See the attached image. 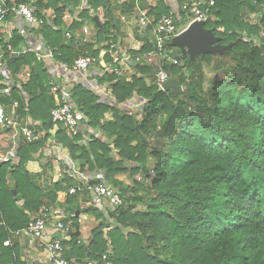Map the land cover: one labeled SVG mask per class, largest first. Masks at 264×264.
Segmentation results:
<instances>
[{
    "label": "trees",
    "instance_id": "1",
    "mask_svg": "<svg viewBox=\"0 0 264 264\" xmlns=\"http://www.w3.org/2000/svg\"><path fill=\"white\" fill-rule=\"evenodd\" d=\"M16 1L44 20L30 33L52 51L55 62L71 67L81 56L95 60L99 74L91 78L112 99L100 98L85 82L72 84L69 97L86 124L77 136H65L50 117L59 92L48 63L37 61L32 50L9 55L7 45L14 50L26 45L18 30L8 40L0 38L12 82L4 90L0 74V105L9 113L16 103V115L42 132L35 142L20 141L15 159L0 163V264H24L17 239L11 246L3 243L40 208H53L59 192L75 205L63 209L69 216L63 256L71 264L96 262L102 254L112 264H264V0H205L200 6L207 10L205 28L231 49L221 56L199 55L194 62L163 61L161 67L182 87L176 95L159 89L155 66L135 62L130 75L105 70L109 46L118 41L109 31L119 35L122 26L114 14H130L133 0H86L84 7L81 0ZM150 1L143 11L153 23L169 14L165 0ZM87 22L93 25L90 36L82 33ZM150 50L148 42L130 54ZM230 64L235 73L227 69ZM205 65L214 73L208 90ZM23 71L29 74L25 81L18 78ZM134 99L143 106L129 115L124 105ZM52 143L63 146L82 172L96 176L92 184L104 182L118 192L120 205L101 208L87 192L69 194L74 183L65 174L52 182L51 159L43 154ZM32 162L39 172L28 169ZM140 173L146 181L141 192L137 179L132 187L118 179ZM83 209L98 222L87 242L81 241L76 214Z\"/></svg>",
    "mask_w": 264,
    "mask_h": 264
},
{
    "label": "built area",
    "instance_id": "2",
    "mask_svg": "<svg viewBox=\"0 0 264 264\" xmlns=\"http://www.w3.org/2000/svg\"><path fill=\"white\" fill-rule=\"evenodd\" d=\"M120 4L127 3L128 0H117ZM205 0H165V4L169 7L168 15H163L160 19L153 23L152 19L144 15L143 0H133L132 11L127 14H119V22L122 25L119 32L110 30V36L118 37L117 43H111L109 46V54L111 62L106 65L105 70H113L115 74H120L121 71L129 69L130 66L137 62L156 67L154 79L160 90L163 91L162 85L170 79L168 73L161 67L163 61H168L170 64H178V60L169 57L167 51L168 44L186 30L193 22H206L208 19L207 10L202 9ZM213 5V1L209 2V6ZM86 6V0H81V7ZM264 12V10H263ZM95 16V15H94ZM10 18L19 20L24 26L29 29H37L43 25V19L38 18L31 6L18 3L16 0H0V22L5 23ZM64 21L69 24L72 22V17L65 14ZM23 33V32H22ZM21 33V34H22ZM82 33L85 36L89 35L86 26L82 28ZM23 35V34H22ZM11 36V32L6 35V40ZM24 37V35H23ZM65 37L70 38V34L66 33ZM151 44V50L146 54L132 55L130 51H139L147 43ZM32 50L37 61L48 63L51 77L58 80L61 77L75 76L79 83L85 82L95 92L99 93L100 98L110 101L109 92L105 87H100L91 78L93 75H98L99 72L95 68V60L89 56H81L74 61V64L69 67L62 63L54 61L52 51L45 47L38 40L35 42H27L19 50H14L10 45L6 46V51L10 56H19ZM4 52L0 51V74L4 76V80H8L7 88L11 86V78L6 70ZM29 74L27 71L20 73L18 78L25 81ZM2 81V82H3ZM56 89L59 94L55 96L56 107L51 110L50 117L53 124L59 125L65 136H77L84 125L86 119L76 111L69 97V89L58 84ZM8 90V89H7ZM16 106L14 103L10 112H6L3 106L0 105V132H7V138L10 142V149L4 155H0V163L15 159V154L20 141L35 142L40 139L42 132L38 130L34 124L30 123L27 118L22 119L16 115ZM143 104L137 99L129 101L124 105V108L129 115L140 111ZM89 134H94L88 132ZM85 141L88 139L84 137ZM65 175L74 183L69 190V194L77 192H87L91 196V200L97 206L111 207L114 209L121 203L119 193L108 188L104 182L94 183L96 179L93 173L82 172L70 158H65ZM138 181L140 178L137 179ZM73 217V215H71ZM69 216L63 210L52 211L50 208L42 207L39 209L38 215L30 220L28 225L20 230L12 231L7 240L4 241V246H11L12 240L19 238H27L31 241H38V247L43 249L45 261L47 264H71L70 261L64 258L65 250L63 241H68V229L63 225L62 220ZM52 227H48L51 222ZM69 222V221H68ZM80 220L78 219V223ZM72 264H112L107 260V255L102 254L99 261H85L83 263L73 262Z\"/></svg>",
    "mask_w": 264,
    "mask_h": 264
},
{
    "label": "crops",
    "instance_id": "3",
    "mask_svg": "<svg viewBox=\"0 0 264 264\" xmlns=\"http://www.w3.org/2000/svg\"><path fill=\"white\" fill-rule=\"evenodd\" d=\"M143 4L153 5V2H151L150 0H146L143 2ZM0 25L2 30V33H0V38L2 37L6 39V35L8 33L14 30H18L20 33L23 32L22 33L24 35L23 39L25 40L26 44L29 41L32 42L33 39L35 42H38V39H36L34 35L30 33V29L24 26L23 23L20 22L19 20H14L10 18L5 23ZM74 83L76 84L79 83V80L75 76L61 77L60 79H58V84L65 86L67 88H69ZM7 84H10L8 83V80H4L2 82V85L5 88L4 90L9 89L6 86ZM9 149H10V142L8 141L7 138V132L4 131L3 134L0 135V155H4L9 151ZM43 154L44 157H48L51 159L52 169L48 173L50 180L52 182H57V180L63 179L66 169L64 160L65 158H70L66 149L60 144L52 143L51 145L47 146L46 149H44ZM28 169L33 173H37L41 170L37 162L30 163L28 165ZM118 179L122 180L121 177L119 176ZM72 207H75V205H73ZM72 207H70L69 204L66 202V193L59 192L57 196V203L54 205L53 208L50 209L52 212L63 209H73ZM86 212H87L86 209H83L82 212H79V214L77 215L79 216L78 219L80 220L79 233L82 242L88 241L91 230L98 224L94 216L88 215ZM48 227L49 228L52 227V219L51 222L48 223ZM15 242L17 243L21 262H23L24 264H47L45 261V254L43 252V249L38 247V241H31L28 240L27 238H19Z\"/></svg>",
    "mask_w": 264,
    "mask_h": 264
},
{
    "label": "water",
    "instance_id": "4",
    "mask_svg": "<svg viewBox=\"0 0 264 264\" xmlns=\"http://www.w3.org/2000/svg\"><path fill=\"white\" fill-rule=\"evenodd\" d=\"M101 1L105 4V0ZM93 21L97 27L101 28L97 16L93 17ZM114 24H116L115 21ZM172 47L178 48L181 52L180 55L175 56L176 60L188 57L190 62H194L199 55L210 54L221 56L231 49V44L226 46L220 45L219 38L215 37L213 31L205 28V22H193L168 44V48ZM162 89L163 91L172 90L175 95L182 91V87L178 85L175 79L166 81L162 85ZM15 200H20V197L16 196ZM76 214L78 215L79 213L76 212ZM68 221L67 218L63 219V225L66 226Z\"/></svg>",
    "mask_w": 264,
    "mask_h": 264
},
{
    "label": "rangeland",
    "instance_id": "5",
    "mask_svg": "<svg viewBox=\"0 0 264 264\" xmlns=\"http://www.w3.org/2000/svg\"><path fill=\"white\" fill-rule=\"evenodd\" d=\"M112 2L115 1V0H111ZM114 16L118 19V14H114ZM86 27L89 31V35L92 33V30H93V25L91 22H87L86 23ZM87 38V37H86ZM169 53L171 54H181L180 50L176 47H172L169 49ZM228 70H231L234 72V68L233 66L230 64L228 67H227ZM236 71V70H235ZM125 72H127L128 75L134 73L133 72V69H125ZM235 73V72H234ZM214 73L210 71L209 67H207L206 65L204 66V79H203V88L204 90H208L214 83ZM3 132H0V135H2ZM161 146H163L162 144H160ZM44 162V161H43ZM153 159L150 158L148 160V171H150L153 167ZM151 172V171H150ZM149 172V173H150ZM121 177L123 183L126 185V186H129V187H132L133 186V181L140 178L139 182H137L138 184L141 185V187H138L137 188V192H141L145 186H146V181L144 179V174L140 173V174H134L133 176H131V178L129 176H119ZM67 183V182H65ZM131 192L128 193V195H131L132 196V193L130 194Z\"/></svg>",
    "mask_w": 264,
    "mask_h": 264
}]
</instances>
